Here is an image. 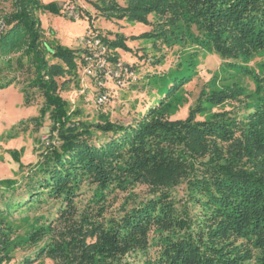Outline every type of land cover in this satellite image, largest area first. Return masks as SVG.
Here are the masks:
<instances>
[{
  "label": "trees",
  "instance_id": "16d2710c",
  "mask_svg": "<svg viewBox=\"0 0 264 264\" xmlns=\"http://www.w3.org/2000/svg\"><path fill=\"white\" fill-rule=\"evenodd\" d=\"M3 3L11 10L0 11V89L15 84L26 104L40 101L32 121L47 120L49 136L20 178L0 180V264L19 252V264H264V64L259 74L242 66L264 50V0H96L106 20L150 28L130 39L193 46L254 86L242 113L205 118L208 105L225 107L242 90L204 89L174 119L195 51L184 71L152 77L160 97L126 125L78 120L62 96L85 49L45 36L39 15H61L57 2ZM100 40L129 51L123 35Z\"/></svg>",
  "mask_w": 264,
  "mask_h": 264
},
{
  "label": "rangeland",
  "instance_id": "374dc122",
  "mask_svg": "<svg viewBox=\"0 0 264 264\" xmlns=\"http://www.w3.org/2000/svg\"><path fill=\"white\" fill-rule=\"evenodd\" d=\"M57 2L60 5L61 15L42 13L39 15L41 26L45 36L68 48H77L81 52L85 49L84 56L88 55L83 45L86 32L92 29L100 38L106 36L108 40H114L116 35H123L128 52L121 49L108 50V57L112 62H121L132 68L135 81L127 82L122 79L119 82H108L104 90L112 92L111 99L103 106L94 104V97L100 91L92 83V80L84 75L83 67L77 71V78L68 83L62 96L69 101L72 111L79 110L78 120L87 124L96 123L101 115H108L109 120L118 124H130L144 113L150 106L156 103L160 93L151 86L152 77L164 75L167 72H182L186 69L187 55L194 53L192 59V79L183 87V95L186 103L178 109L174 119H184L190 107H193L198 99L200 91L204 94L209 91L242 90V96L237 100L228 102L227 106L211 109L209 105L205 118L212 113L223 109L242 113L243 105L248 101L245 97L253 94L254 86L250 75H241L234 69L229 71L223 66L221 59L213 54L201 51L193 46L181 47L177 45L171 49L165 48L159 43L152 44L148 40L136 39L141 33L150 28L140 24H127L122 21L106 20L93 6L96 0H44L45 3ZM9 3L0 5V11L9 13ZM150 20H152L150 18ZM157 60H161L156 63ZM84 62V61H83ZM181 64L178 70V64ZM264 64V50L257 53L248 63L242 65L252 73L259 74ZM96 91V92H95ZM162 94V92H161ZM184 101V102H185ZM40 101L35 104H26L20 86L10 85L0 89V180L7 178H20L22 172L27 170L28 164L35 162V152L46 144L49 136L47 120L36 126L32 121L38 117ZM204 116H196V121H202ZM12 151L20 155V163L24 170L18 169V163L11 157ZM138 194H143L145 188L135 189ZM183 194V188L178 190ZM123 194H118L111 211L122 202ZM111 213H114L112 211ZM20 254V252H19ZM17 253L14 264H19L23 257ZM28 253L24 254L27 255Z\"/></svg>",
  "mask_w": 264,
  "mask_h": 264
},
{
  "label": "built area",
  "instance_id": "2783aa9c",
  "mask_svg": "<svg viewBox=\"0 0 264 264\" xmlns=\"http://www.w3.org/2000/svg\"><path fill=\"white\" fill-rule=\"evenodd\" d=\"M83 45L89 52L84 58V75L94 82L98 90L100 88V91H97L94 97V104L103 106L113 97L111 91L103 89L108 82L120 83L123 78L127 82H133L135 76L132 68L128 65L110 61L107 47L93 30H87Z\"/></svg>",
  "mask_w": 264,
  "mask_h": 264
}]
</instances>
